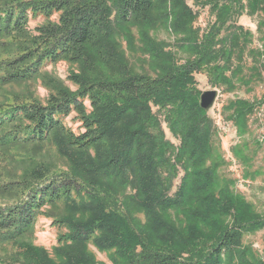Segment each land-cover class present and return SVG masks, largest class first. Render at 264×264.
Here are the masks:
<instances>
[{
    "label": "trees",
    "instance_id": "obj_1",
    "mask_svg": "<svg viewBox=\"0 0 264 264\" xmlns=\"http://www.w3.org/2000/svg\"><path fill=\"white\" fill-rule=\"evenodd\" d=\"M183 2L0 0V154L26 165L20 176L0 186L2 195L17 198L0 207V264H96L77 252L89 243L113 250L118 264H226L223 258L231 262L244 234L264 228V219L217 175L221 160L211 146L215 129L199 107L194 79L205 73L210 84L221 78L227 84L234 74L225 76L235 29L227 26L232 32L221 39L219 33L243 12L264 13V0H200L215 16L203 38L189 27L192 9ZM153 11L162 19L169 12L175 16L173 30L188 40L178 46H190L193 54L178 64L169 51L161 53L164 67L155 78L131 71L111 43L120 28L149 22ZM37 17L44 22L31 31L28 24ZM63 60L82 70L67 77L75 92L44 72ZM95 63L111 66L110 75L100 76ZM37 79L50 92L45 104L3 91ZM253 111L250 103H231L239 128ZM70 116L79 124L78 133L63 123ZM162 122L179 139L177 147L165 139ZM45 146L54 149L67 171L36 160ZM122 195L128 212L144 214L143 230L133 229L120 211ZM59 206L67 215L43 210ZM40 215L66 229L54 250L57 263L27 240ZM197 224L210 233L199 236Z\"/></svg>",
    "mask_w": 264,
    "mask_h": 264
},
{
    "label": "rangeland",
    "instance_id": "obj_2",
    "mask_svg": "<svg viewBox=\"0 0 264 264\" xmlns=\"http://www.w3.org/2000/svg\"><path fill=\"white\" fill-rule=\"evenodd\" d=\"M183 1L186 6L192 9L189 27L196 33L195 37L203 38L215 20L214 13L209 10L208 6H200V0L198 2ZM54 19L55 17L52 18V20ZM174 21L175 16L170 12L165 19H162L158 12L153 11L149 22L129 24L120 28L111 43L116 42L123 60L131 71L145 73L149 77L155 78L161 74L164 67L160 60L161 53L170 52L178 64L193 58V54L189 50L190 46H178L182 41L188 44V40L186 36L173 30ZM43 22L41 17L31 19L28 28L32 31ZM158 23L163 25L156 26ZM227 26L235 29V43L233 44L235 46L230 52V73H226L225 76L229 77L233 72V77L225 80L227 84H223L221 78L219 84L215 82L212 85L208 82L205 73H198L194 75L195 86L199 92V99L203 92L216 91L215 101L207 111V116L212 120L215 129L211 139L213 154L221 160L216 171L218 177L230 181L232 183L231 190L248 205V209L253 214L264 219V13L248 14L243 12L224 26L225 29L219 33L218 39L224 38L229 32H232L231 30L227 31ZM124 32L127 33L128 38L123 34ZM188 39L190 40L189 36ZM190 45L192 46L193 43ZM155 47H158L161 52ZM95 64L96 72L98 71L100 76L103 74L105 76L110 75L111 66L104 63ZM44 72L57 78L71 92H75L77 87L68 81V75L82 74L79 64L68 63L65 60L55 65H47ZM3 91L8 93L7 95H26L41 104L46 103L50 93L41 79L23 85L5 87ZM234 101L247 102L253 106L254 111L245 120L242 128L233 122L231 103ZM85 105L90 111L88 101L85 102ZM156 110L157 108L152 107L153 112ZM63 123L73 132H79V124L72 121V116L65 118ZM161 126L165 139L177 147L179 139L171 135L164 122ZM36 160L44 162L53 170H68L67 164L55 154L54 149L50 146H45L43 150L38 152ZM25 167L26 165L23 167L17 164L12 159V155L3 156L0 154V186L20 176L22 168ZM181 175L180 171L173 182V190L178 186ZM16 200L17 198L13 195L4 196L0 193V207L14 204ZM118 202L121 203H119L121 205L120 211L127 217L131 227L137 232L140 229L143 230L144 214L139 213L138 210L128 212V208L131 207L123 195L118 198ZM43 210H49L56 216L67 215V212L60 206L55 209L46 207ZM231 221L227 217L225 222L230 224ZM175 226L181 233L183 223H180L178 218ZM197 229L200 232L199 236L210 233L199 224H197ZM146 231L144 229L143 232ZM65 232V228H58L53 225L49 217L40 215L36 219L33 236L27 240L34 247L45 252L49 260L57 263L59 259L55 256L54 250L58 246V236ZM77 252L84 253L96 264L122 263L113 256V250L100 251L92 243L83 246ZM228 260L223 258L226 264H264V228L244 234L239 251L236 252L230 263Z\"/></svg>",
    "mask_w": 264,
    "mask_h": 264
},
{
    "label": "water",
    "instance_id": "obj_3",
    "mask_svg": "<svg viewBox=\"0 0 264 264\" xmlns=\"http://www.w3.org/2000/svg\"><path fill=\"white\" fill-rule=\"evenodd\" d=\"M216 98V91H206L201 93L200 95V99H199V107L204 110V111H208Z\"/></svg>",
    "mask_w": 264,
    "mask_h": 264
}]
</instances>
